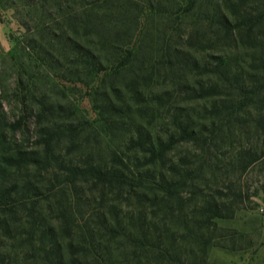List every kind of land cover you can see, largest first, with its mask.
Segmentation results:
<instances>
[{
	"label": "trees",
	"instance_id": "obj_1",
	"mask_svg": "<svg viewBox=\"0 0 264 264\" xmlns=\"http://www.w3.org/2000/svg\"><path fill=\"white\" fill-rule=\"evenodd\" d=\"M0 264H209L264 159V0H0ZM90 97L93 117L75 93ZM223 231V232H222Z\"/></svg>",
	"mask_w": 264,
	"mask_h": 264
},
{
	"label": "rangeland",
	"instance_id": "obj_2",
	"mask_svg": "<svg viewBox=\"0 0 264 264\" xmlns=\"http://www.w3.org/2000/svg\"><path fill=\"white\" fill-rule=\"evenodd\" d=\"M15 8L0 4V92L7 93L2 105L9 117L18 113V105L11 96L19 64L27 58L25 30ZM74 97L81 109L93 117L90 97L84 92ZM242 202L230 219H218L224 228V244L234 250L212 247L209 264H264V159L252 165L239 179ZM223 232V231H222Z\"/></svg>",
	"mask_w": 264,
	"mask_h": 264
}]
</instances>
